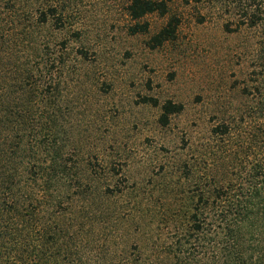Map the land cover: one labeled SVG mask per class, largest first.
Here are the masks:
<instances>
[{
	"label": "trees",
	"instance_id": "obj_1",
	"mask_svg": "<svg viewBox=\"0 0 264 264\" xmlns=\"http://www.w3.org/2000/svg\"><path fill=\"white\" fill-rule=\"evenodd\" d=\"M167 1L129 0L127 12L132 20L165 15ZM15 3L0 0V264H264V92L256 107V158L241 171L232 175L214 161L186 174L194 186H116L118 174L88 164L85 145L72 140L74 100L60 87L65 44L48 51L42 40L45 27L64 26L63 8L37 0L28 13ZM241 8L245 22L264 27V0H256V16ZM177 24L171 16L151 36L152 46L173 39ZM147 29L146 22L130 28ZM181 110L167 100L159 122ZM229 126L214 131L227 136ZM142 196L159 205L150 210L158 221L135 222L160 226L149 253L139 242L128 244ZM120 199L131 201L130 213L116 206Z\"/></svg>",
	"mask_w": 264,
	"mask_h": 264
},
{
	"label": "rangeland",
	"instance_id": "obj_2",
	"mask_svg": "<svg viewBox=\"0 0 264 264\" xmlns=\"http://www.w3.org/2000/svg\"><path fill=\"white\" fill-rule=\"evenodd\" d=\"M36 1L15 4L29 13ZM49 1L64 10V26H47L41 34L48 51L65 44L60 87L74 100L71 119L78 129L72 140L83 142L88 164L118 174L116 186H194L185 178L199 166L210 169L217 161L219 170L233 175L256 158L264 27L245 22L241 8L248 5L256 16V0H168L165 15L155 12L140 20L128 15L129 0ZM171 16L178 19L175 37L152 46L151 36ZM144 22L147 31L131 32ZM149 98L156 105L145 101ZM167 100L182 110L162 125L161 105ZM221 124L230 125L227 136L214 131ZM142 198L128 244L139 242L149 253L160 226L135 222L158 221L150 210L157 212L159 205ZM120 200L116 206L130 213L131 201Z\"/></svg>",
	"mask_w": 264,
	"mask_h": 264
}]
</instances>
